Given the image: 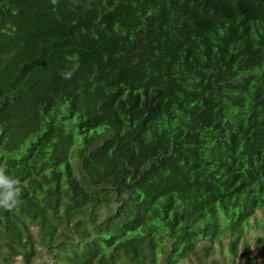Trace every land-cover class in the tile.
<instances>
[{
    "label": "trees",
    "instance_id": "obj_1",
    "mask_svg": "<svg viewBox=\"0 0 264 264\" xmlns=\"http://www.w3.org/2000/svg\"><path fill=\"white\" fill-rule=\"evenodd\" d=\"M0 165V264H259L264 0H0Z\"/></svg>",
    "mask_w": 264,
    "mask_h": 264
},
{
    "label": "rangeland",
    "instance_id": "obj_2",
    "mask_svg": "<svg viewBox=\"0 0 264 264\" xmlns=\"http://www.w3.org/2000/svg\"><path fill=\"white\" fill-rule=\"evenodd\" d=\"M260 217V214L258 215ZM36 244H35V253L31 258V262L28 264H53V259L50 255L47 254V251L43 248L42 245L39 244L40 236L38 234V229L36 227L31 228ZM260 235H264L261 230H258L257 227H253L248 232V243L250 244L251 254L253 257H257L259 259V264H264L261 256V250L257 243V238ZM231 240L230 236H225L222 240V243H216L215 246V254L210 259H217L220 260L223 255L227 256L229 252V241ZM243 242L239 243V255L237 257V261H242L243 255ZM224 253V254H223ZM11 264H27L23 260L22 256H18L14 259ZM179 264H200L197 260L196 256H190L184 260H182Z\"/></svg>",
    "mask_w": 264,
    "mask_h": 264
},
{
    "label": "clouds",
    "instance_id": "obj_3",
    "mask_svg": "<svg viewBox=\"0 0 264 264\" xmlns=\"http://www.w3.org/2000/svg\"><path fill=\"white\" fill-rule=\"evenodd\" d=\"M6 173V166L0 165V208L11 212L22 203L23 186L19 179Z\"/></svg>",
    "mask_w": 264,
    "mask_h": 264
}]
</instances>
